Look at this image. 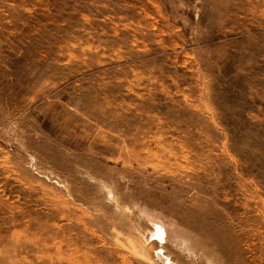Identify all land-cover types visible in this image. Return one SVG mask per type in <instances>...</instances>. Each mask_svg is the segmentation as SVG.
I'll list each match as a JSON object with an SVG mask.
<instances>
[{"label": "rangeland", "instance_id": "374dc122", "mask_svg": "<svg viewBox=\"0 0 264 264\" xmlns=\"http://www.w3.org/2000/svg\"><path fill=\"white\" fill-rule=\"evenodd\" d=\"M0 264H264V0H0Z\"/></svg>", "mask_w": 264, "mask_h": 264}, {"label": "bare ground", "instance_id": "6f19581e", "mask_svg": "<svg viewBox=\"0 0 264 264\" xmlns=\"http://www.w3.org/2000/svg\"><path fill=\"white\" fill-rule=\"evenodd\" d=\"M162 235V234H161Z\"/></svg>", "mask_w": 264, "mask_h": 264}]
</instances>
